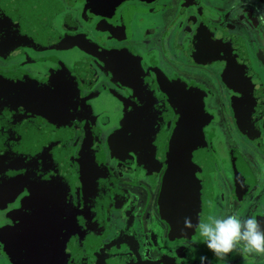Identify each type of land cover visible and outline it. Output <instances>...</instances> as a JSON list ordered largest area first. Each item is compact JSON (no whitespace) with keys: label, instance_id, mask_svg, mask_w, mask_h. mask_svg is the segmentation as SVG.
Listing matches in <instances>:
<instances>
[{"label":"flooded vegetation","instance_id":"flooded-vegetation-1","mask_svg":"<svg viewBox=\"0 0 264 264\" xmlns=\"http://www.w3.org/2000/svg\"><path fill=\"white\" fill-rule=\"evenodd\" d=\"M103 50L96 69L90 54ZM190 117L212 159L210 215L262 216L264 0H0V120L57 139L63 167L68 227L35 234L44 251L58 242L51 264L73 249V264H106L111 232L117 264H224L160 215L171 140ZM33 179L0 208V251L15 264H40L21 209Z\"/></svg>","mask_w":264,"mask_h":264},{"label":"water","instance_id":"water-1","mask_svg":"<svg viewBox=\"0 0 264 264\" xmlns=\"http://www.w3.org/2000/svg\"><path fill=\"white\" fill-rule=\"evenodd\" d=\"M100 53L90 54L96 69L106 64L105 61L110 56L104 50ZM85 67L94 74L92 67L88 64ZM194 122L195 119L190 117L177 124L167 154L159 207L160 215L171 227L175 237L190 233L202 243L195 227L185 229L183 226L185 217L194 226L206 221L210 216L213 198L209 177L212 159L207 151L201 126L197 124L195 127ZM135 132L133 128L129 135ZM39 134L30 126L0 120V208L14 201L25 190L26 180L34 178L27 188L30 199L25 200L27 204L21 209L28 213L32 222V228L28 232L33 233L28 234H32L39 250L37 262L51 264L50 261L59 259L58 255L60 256V249L56 250L58 242L48 239L46 246L51 244V248L44 251L45 243L36 238L35 234L67 229L69 206L64 190L61 191V178L64 174L57 139L49 144L46 142L45 145L43 136ZM257 219L264 227V214ZM207 253L212 256L210 252Z\"/></svg>","mask_w":264,"mask_h":264},{"label":"clouds","instance_id":"clouds-1","mask_svg":"<svg viewBox=\"0 0 264 264\" xmlns=\"http://www.w3.org/2000/svg\"><path fill=\"white\" fill-rule=\"evenodd\" d=\"M183 226L185 229L195 227L204 248L224 264H228L227 255L236 250L264 257V227L255 216L238 215L230 205L195 226L185 217ZM191 245L192 241H187L184 247L190 249ZM206 260L207 257L201 255L197 264H205Z\"/></svg>","mask_w":264,"mask_h":264},{"label":"rangeland","instance_id":"rangeland-1","mask_svg":"<svg viewBox=\"0 0 264 264\" xmlns=\"http://www.w3.org/2000/svg\"><path fill=\"white\" fill-rule=\"evenodd\" d=\"M0 220L3 221V218L1 217ZM4 229H8V224L6 225L5 223L3 224ZM1 228V227H0ZM112 233V232H111ZM108 233L107 236L105 237V241L107 242L105 244L104 247H100L98 249L97 253H101L102 254V258L101 261L106 263V264H117L116 262H118L115 258L111 259V253L114 252L115 250L112 249V244L114 242V238L113 237V233ZM111 234V235H110ZM86 242V240H84ZM125 243V242H124ZM122 251H125V249H123ZM96 253V254H97ZM80 254H77V252L73 249V250H69L67 254H65V256L63 257V259L61 260V264H73V260L76 258V256ZM17 256L12 255L10 253H5V252H1L0 251V264H15V258ZM126 257V256H125ZM20 261L23 260V255H20V257H18ZM144 263V261L142 262V264ZM84 264V263H83Z\"/></svg>","mask_w":264,"mask_h":264}]
</instances>
